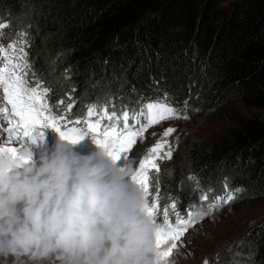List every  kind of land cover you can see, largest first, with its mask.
Masks as SVG:
<instances>
[{
    "label": "trees",
    "instance_id": "16d2710c",
    "mask_svg": "<svg viewBox=\"0 0 264 264\" xmlns=\"http://www.w3.org/2000/svg\"><path fill=\"white\" fill-rule=\"evenodd\" d=\"M222 1L0 0V23L8 25L1 46L26 32L32 70L50 89L51 108L64 114L68 94L75 100L66 121L84 117L91 104L132 113L165 93L199 112L222 113L229 126L221 136L209 145L189 141L182 188L176 169L150 174L157 187L171 184L159 216L167 208L173 224V203L185 219L205 215L225 181L242 189L233 203L264 196V0L221 8ZM232 102L261 114L221 109ZM140 159L142 153L131 157L135 168ZM235 249L245 264H264V216Z\"/></svg>",
    "mask_w": 264,
    "mask_h": 264
},
{
    "label": "clouds",
    "instance_id": "9594fccd",
    "mask_svg": "<svg viewBox=\"0 0 264 264\" xmlns=\"http://www.w3.org/2000/svg\"><path fill=\"white\" fill-rule=\"evenodd\" d=\"M74 145L0 152V264H162L134 161Z\"/></svg>",
    "mask_w": 264,
    "mask_h": 264
},
{
    "label": "snow or ice",
    "instance_id": "6c2138e0",
    "mask_svg": "<svg viewBox=\"0 0 264 264\" xmlns=\"http://www.w3.org/2000/svg\"><path fill=\"white\" fill-rule=\"evenodd\" d=\"M7 27V24L0 23V29ZM18 36V40L6 46H0V90H2L3 100L7 105L0 108V114H3L6 122L4 128L6 138L4 137L3 143H0V152H7L15 158L19 149L13 144H22L25 138L35 142L33 133L37 127H40L53 129L61 139L73 144L78 143L85 135H91L93 142L102 148L114 162L119 160L122 154L127 160L126 154L138 142V138L143 139L146 129L165 121L189 119L187 114L189 102L185 100L183 108L173 106L165 93L156 100L147 101L138 112L133 111L131 114L127 110L118 114L114 110L109 111L107 106L98 107L91 104L86 107L84 117L66 121L67 113L73 108L75 100L71 94H68L69 103L66 105L64 114L55 112L50 107L47 99L50 89L38 81L30 84L27 79L29 70L32 68L29 62L31 41L26 38V32H19ZM58 55H63V53ZM32 75L35 76V73ZM71 91L74 92L75 88ZM58 104H63V100L58 101ZM104 121L107 123H103ZM81 124L84 125L83 128L80 127ZM175 132L176 128L169 126L159 133L160 138L140 159L139 166L131 178L145 193L147 203L144 211L154 223L158 218L159 204L158 194L156 197H150V173L151 171L159 173L161 171L159 162L164 159L170 160L173 157L174 145L168 138ZM178 143L179 137H176V145ZM192 178L189 177V179ZM241 191L242 189L239 188H230L225 181L224 192L211 198V202L208 203V213L205 215H211L214 210L235 202L239 198L237 194ZM200 199L208 201L209 197L201 192ZM176 207L174 203L171 205L175 213L174 224L170 222L167 208L163 211L162 222L157 223L159 227L155 236L156 249L162 264H165L167 258L177 247V242L195 223L191 218V213L185 219L176 211ZM203 218L202 215L201 220ZM204 264H208V261L205 260Z\"/></svg>",
    "mask_w": 264,
    "mask_h": 264
},
{
    "label": "rangeland",
    "instance_id": "374dc122",
    "mask_svg": "<svg viewBox=\"0 0 264 264\" xmlns=\"http://www.w3.org/2000/svg\"><path fill=\"white\" fill-rule=\"evenodd\" d=\"M233 1L235 0H223L219 4V7H226ZM3 31V29H0V42L1 33H3ZM29 62L31 63L30 56ZM32 73L34 72L31 68L27 77L30 84L33 81L41 82L33 76ZM42 84L44 85V83ZM79 92L82 93L81 91L77 93ZM168 98L173 106L183 108V102L185 100ZM48 102L51 107L49 99ZM6 106V102L3 100L2 90H0V108ZM221 109L234 110L247 117L260 116L261 114L260 109L246 107L241 102L229 103L222 106ZM138 111L139 110L136 112ZM187 114L189 116L187 120L175 119L165 121L159 125H153L146 129L143 134V139L138 138V142L133 145V148L126 154L127 160H130L135 153H142L143 158L147 154L148 148L160 138L159 133L163 129L169 126L175 127L176 132L168 138L174 145L173 157L170 160H161L159 162L161 171L159 173L151 171L150 174H164L168 167L176 169L175 181L178 183L176 186L182 188L180 169L187 160L189 154V141L191 139H197L204 145H209L213 140L221 136L223 131L229 126V123L226 122L221 112L208 114L188 107ZM141 122H143L142 118ZM5 127L6 122L3 114H0V143H3L4 137L6 138V133L4 132ZM33 135L35 137V142L25 138L22 144L14 143L13 146L20 149L24 144H30L38 153L45 147L51 146L58 138L57 132L51 128L37 127ZM176 137H179L178 145H176ZM73 147L75 151L81 154H87L99 148L98 145L93 142L91 135H85L83 139ZM124 161V155L122 154L121 158L115 161V163L118 166H122ZM170 187L171 184L169 185L166 183H162L157 187L150 180V197H156L158 194L159 204L160 200L165 197L166 194H172ZM173 197L174 199H178L180 195L179 193H174ZM159 215H161L160 205L158 208V218L155 220L156 223L162 222ZM201 216L202 215L193 219L195 223L188 228L184 236L177 242V247L167 258L165 264H204L205 260L208 261V264H245V262L240 259L242 257L240 252L235 248L242 237L264 216V196L246 198L239 202L226 205L219 208L211 215H203L204 218L202 220Z\"/></svg>",
    "mask_w": 264,
    "mask_h": 264
}]
</instances>
